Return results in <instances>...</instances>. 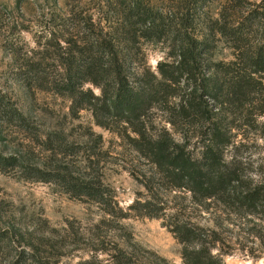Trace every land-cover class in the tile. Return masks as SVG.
I'll list each match as a JSON object with an SVG mask.
<instances>
[{
    "label": "trees",
    "instance_id": "1",
    "mask_svg": "<svg viewBox=\"0 0 264 264\" xmlns=\"http://www.w3.org/2000/svg\"><path fill=\"white\" fill-rule=\"evenodd\" d=\"M204 2L168 0L157 6L151 0H91L70 7L61 15L60 37L51 32L47 45L53 55L25 57L16 69L17 79L31 91L67 96L75 118L91 111L97 126L127 141L146 162L149 173L142 174L143 180L134 175L145 194L128 211L103 181L80 177L67 166L79 151L62 135L52 133L55 139L49 136L46 142L56 167L31 166L26 156L0 151V173L18 169L24 179L56 184L75 199L95 203L107 216L101 225L121 227L119 221L130 214L161 220L181 244L184 264H225L220 226L211 219L201 224L197 216L223 205L246 209L264 222V186L246 183L225 159L240 131L256 127L264 115V0H229L216 19L201 14ZM151 40L169 49L170 61L160 62L156 72L139 58L142 42ZM221 40L234 52L231 62L214 61ZM0 125L38 135L32 121L2 94ZM171 194L175 203L165 197ZM3 219L0 256L9 259L2 264H43L33 228ZM66 243L61 241L57 250L51 246L55 264L65 256ZM94 243L83 264H102V254L113 264H171L139 245Z\"/></svg>",
    "mask_w": 264,
    "mask_h": 264
},
{
    "label": "rangeland",
    "instance_id": "2",
    "mask_svg": "<svg viewBox=\"0 0 264 264\" xmlns=\"http://www.w3.org/2000/svg\"><path fill=\"white\" fill-rule=\"evenodd\" d=\"M90 1L0 0V94L32 121L38 134L28 135L12 126L0 125V151L9 156H26L31 166L48 168L54 164L56 167L51 161L52 156L45 151L46 142L49 136L55 139L52 133L62 135L69 146H76L72 147L73 151H79L67 159V166L80 177L90 175L95 182L103 181L116 192L119 206L128 211L139 194H145L140 180H143L142 174L149 173L146 162L127 141L97 126L91 111L84 110L75 118L67 96L52 91H31L15 75L25 57L42 60L53 55V49L47 44L53 39L51 32H57L59 38V32L64 30L62 13ZM151 1L161 6L168 0ZM228 1L205 0L201 14L207 13L216 19ZM250 1L259 3L262 0ZM168 52L165 43L143 41L139 58L156 72L160 62L170 61ZM232 60L233 50L221 40L216 44L214 61L228 63ZM88 88L100 94L96 87L87 85ZM161 116L155 113L158 120ZM256 124V127L249 126L242 133L240 131L225 159L236 165L246 183L264 186V115ZM100 135L102 140L98 138ZM134 175L141 177L140 180L137 181ZM22 176L18 169L0 173V216L4 218L3 222L13 219L19 226L33 228L36 252L43 264L56 263V250L61 241H67V247L61 250L65 256L59 264H83L90 259L89 250L95 246L94 242L99 246L105 242L107 248L119 243L132 249L135 244L155 252L171 264H184L181 244L161 220L130 214L119 221L121 227L116 223L101 225L107 216L95 203L75 199L56 184L27 180ZM165 197L176 202L174 194ZM197 217L201 224H208L211 219L216 228L220 226L219 230L226 238L224 245H220L225 264H264V222L261 217L249 215L246 209L223 205L214 206L210 215L199 213ZM51 246H56V250ZM5 259L9 257L0 256V264ZM99 259L102 264H113L108 255H99Z\"/></svg>",
    "mask_w": 264,
    "mask_h": 264
}]
</instances>
